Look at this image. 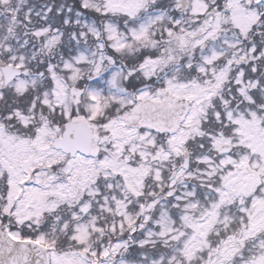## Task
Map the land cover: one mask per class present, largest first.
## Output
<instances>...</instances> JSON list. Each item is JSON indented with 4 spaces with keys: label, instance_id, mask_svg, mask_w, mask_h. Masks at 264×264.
Wrapping results in <instances>:
<instances>
[{
    "label": "snow or ice",
    "instance_id": "6c2138e0",
    "mask_svg": "<svg viewBox=\"0 0 264 264\" xmlns=\"http://www.w3.org/2000/svg\"><path fill=\"white\" fill-rule=\"evenodd\" d=\"M0 264H264V0H0Z\"/></svg>",
    "mask_w": 264,
    "mask_h": 264
}]
</instances>
